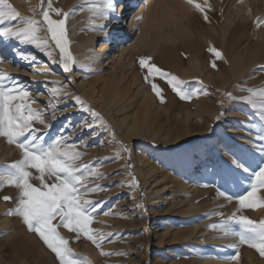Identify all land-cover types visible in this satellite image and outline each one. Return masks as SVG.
I'll use <instances>...</instances> for the list:
<instances>
[{
	"label": "rangeland",
	"instance_id": "1",
	"mask_svg": "<svg viewBox=\"0 0 264 264\" xmlns=\"http://www.w3.org/2000/svg\"><path fill=\"white\" fill-rule=\"evenodd\" d=\"M167 1L156 6L161 9ZM170 1L175 3L174 16L157 23L145 42L153 7L138 14L144 0L131 3L122 22L111 18L99 33L96 26L86 30V20L100 0H51L53 9L69 14L66 31L73 70H63L59 49L41 31L40 36H48L52 58L34 45L0 38L10 50L0 71L29 90L26 103L50 126L34 122L37 136L46 144L63 136L81 153L77 163L88 184L82 191L98 205L90 228L105 235L98 248L83 235L77 238L59 228L75 258L91 264H219L238 255L232 264H264V256L254 248L213 227L225 224L239 231L230 219L234 214L264 220V207L242 209L237 199L222 197L217 190L219 185L232 197L250 190L248 183L219 179L229 170L230 153L243 156L252 168L260 161L251 135L264 130V0ZM48 2L9 0L22 18L40 22ZM117 2L118 12L126 0ZM197 3L205 12L194 7ZM49 14L64 19L54 11ZM133 17L136 26L125 29ZM121 23V31L110 30ZM120 45L128 49L121 60ZM212 48L222 58L215 57ZM77 50L85 53L80 64ZM146 57L149 65L182 81L183 90L195 93L193 98L181 100L159 73L142 67L139 61ZM152 83L161 88L163 103ZM135 117L140 125L137 136L127 132ZM82 121L94 125V136ZM22 158V150L0 136V173ZM29 171L38 175L35 169ZM31 182L39 185L38 180ZM18 199L17 188L7 183L0 187V264H59L38 234L29 231L21 217L9 214ZM257 199H264V189L257 191ZM5 219L9 226H4Z\"/></svg>",
	"mask_w": 264,
	"mask_h": 264
},
{
	"label": "snow or ice",
	"instance_id": "2",
	"mask_svg": "<svg viewBox=\"0 0 264 264\" xmlns=\"http://www.w3.org/2000/svg\"><path fill=\"white\" fill-rule=\"evenodd\" d=\"M193 4V0H187ZM117 0H100V6L93 11L101 19L118 18L115 16L118 7ZM43 7V4L41 5ZM194 7L205 12L200 4ZM55 12L56 16L63 15L64 19L54 20L50 12ZM68 13H62L60 9H53L51 0L47 8L42 12L43 21L34 19H24L20 13L9 3V0H0V38L5 40H16L20 43L34 45L40 51L52 58L49 50L48 36L55 47L59 49L60 64L65 72L73 70L74 57L69 50L67 39L66 20ZM17 25H12V21H17ZM205 21L208 16L205 13ZM22 25V26H21ZM104 25H100L99 30L103 31ZM43 31L48 36H40ZM215 57L222 58V53L215 48L210 50ZM21 59H27L21 53H15ZM35 60V57H31ZM150 58H141L139 63L142 67H149L150 72L159 73L160 77L166 79L172 91L181 100H191L195 93L183 90L182 84L177 77L170 75L155 65H149ZM5 58H0V63H6ZM216 67L215 63L212 65ZM47 74V73H46ZM148 80V77H145ZM151 82V81H149ZM152 90L157 97H162V90L155 83H152ZM54 95H61L54 90ZM29 90L20 82L0 71V136L6 137L9 144H15L22 150L23 158L15 163L5 166L3 173H0V187L5 183L14 186L19 190L17 207L13 213L22 218L24 225L33 233L38 234L44 244L55 254L59 264H91L90 261L77 259L74 257L69 241L64 239L58 232L59 228H65L69 232L75 233L77 238L83 235L96 247H102L104 233H95L90 228L93 223V213L97 211L98 205L86 199L88 189L87 175L77 161L81 158V153L77 151L76 143H67L63 136L56 137L50 144H46L42 137L37 136V130L33 128V123H44L43 116L32 109L26 101L29 98ZM255 95V93H253ZM264 98V93L260 94ZM79 97L76 100L79 101ZM252 103L251 100L248 101ZM255 107V105H253ZM260 120L264 122V103L260 105ZM83 111H90L83 108ZM93 115H97L94 112ZM83 128L90 135L94 136V125L82 121ZM257 154L260 161L255 168L243 157L235 154L229 165L227 173L221 174L219 179L223 182L229 180L233 182H245L249 184L250 190L239 197H232L217 185V190L222 197L227 199H237L240 207L251 208L254 206L264 207V199H257V191L264 189V130L256 135ZM124 151H128L124 147ZM131 167V165H129ZM86 167V166H84ZM29 169H35L38 173L33 176ZM242 174H246L241 180ZM39 181V185H34L31 181ZM207 186V185H206ZM102 190V189H100ZM96 191V189H92ZM9 200V197H4ZM107 214V213H105ZM239 231H236L225 224L219 226L226 234H232L238 238L240 244H246L254 248L261 256H264V220L255 222L246 215H233L231 218ZM58 223H53L57 221ZM110 255L109 253H102ZM239 256H233L228 260H238Z\"/></svg>",
	"mask_w": 264,
	"mask_h": 264
},
{
	"label": "bare ground",
	"instance_id": "3",
	"mask_svg": "<svg viewBox=\"0 0 264 264\" xmlns=\"http://www.w3.org/2000/svg\"><path fill=\"white\" fill-rule=\"evenodd\" d=\"M119 1V0H117ZM137 0H126L125 4L124 5H121L119 7V10L117 12H115V16L118 17V19H120V21L122 22L123 21V18L125 17V13L127 11V9L129 7H131V3H134L136 2ZM168 3H164L163 7L161 9H159L157 6V4L159 3H162V0H144V4H143V7L138 11L137 9L139 8V5L137 7V9L134 10V12L132 13V15L134 16L136 11H138V14L142 13L143 10H145L147 7H153L152 9L150 8V12L148 14V17H147V20H148V26H147V29L146 31L144 32V35H143V39H145V42L146 40H148L150 38V36L152 35V30H154V28L156 27V24L157 23H160L162 21V19L164 18H171L172 15L174 16L175 14V9H174V6L173 3L169 0L167 1ZM157 5V6H156ZM99 6V5H98ZM136 18V17H135ZM135 18L133 17V19L131 20L128 28H125V29H132L136 26V22H135ZM175 18V17H174ZM110 19H101L98 15H96V13H92L88 16L87 20H86V24L88 26V28L86 30H92V28L94 26H96V29H97V32L99 33V28H100V25H104L106 27V25L108 23H112L110 22ZM117 19V18H115ZM125 19V18H124ZM129 19V17H128ZM173 19V18H172ZM167 20V19H166ZM175 20V19H173ZM170 22V21H169ZM175 23V21H173V24ZM177 23V21H176ZM178 24V23H177ZM176 24V25H177ZM127 25V23L125 24ZM160 25V24H158ZM175 25V24H174ZM178 26V25H177ZM176 27V26H175ZM118 28V29H116ZM123 28V23H121L119 26H116V27H111L110 30H113L114 31H121ZM106 33H109V32H106ZM162 39V38H161ZM170 39V38H169ZM227 40V39H226ZM144 42V43H145ZM140 43V42H139ZM83 47V46H82ZM81 47V48H82ZM120 49L118 51L119 53V57H120V60L122 59L123 55L127 52V47L125 45H120L119 46ZM80 49V48H79ZM136 50V49H135ZM79 53L77 55V62L78 64L81 63V61L83 60L84 58V55L85 53L83 52L81 54V51L82 50H77ZM10 52L9 50V46L8 45H4V44H0V58H4V56L6 54H8ZM87 54V53H86ZM200 72V71H199ZM202 75V74H201ZM121 95V91L117 92V96H120ZM140 124V123H139ZM140 125H138V122H137V119L136 117L134 118V124L132 125H129V127L127 128V132L130 134V135H133V136H137L138 132H139V127ZM256 135L257 134H252L251 135V138L254 140L253 141V144L255 146V154L258 156L257 154V145L255 143V140H256ZM259 157V156H258ZM153 170V169H152ZM0 206H1V203H0ZM4 223V226H9L10 224V221L5 219L3 221ZM236 260H233V261H225V260H222V261H219V264H232V262H234Z\"/></svg>",
	"mask_w": 264,
	"mask_h": 264
}]
</instances>
